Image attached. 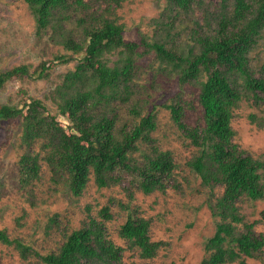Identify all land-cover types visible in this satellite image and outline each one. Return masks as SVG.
<instances>
[{
	"label": "trees",
	"instance_id": "1",
	"mask_svg": "<svg viewBox=\"0 0 264 264\" xmlns=\"http://www.w3.org/2000/svg\"><path fill=\"white\" fill-rule=\"evenodd\" d=\"M26 1L40 31L54 26L55 12L70 6L69 0ZM100 16L91 26L78 23L76 29H53L66 49L82 53L76 68L67 71L54 90L59 113L71 122L69 130L41 98H29L22 108L0 104V120L22 119L21 185L37 179L44 162L52 178L62 179L75 196L82 194L92 176L99 187L127 174L145 193L166 188L177 163L170 150L156 143V111L151 108L144 114L147 100L134 88L138 58L152 53L161 72L182 85L199 87L203 124H187L180 95L165 106L197 148L189 166L204 186L222 188L212 205L216 229L205 241L207 255L199 264H249L247 259L262 250L264 238L244 221L237 201L242 196H264V160L243 153L233 142L232 117L243 97L264 102V61L257 64L252 55L264 33V0H166L159 17L152 20L156 34L143 35L140 42L125 40L122 23ZM115 53L119 57L110 65L108 55ZM46 70L45 63L34 73L27 64L6 69L0 72V88L14 78H42ZM99 213L102 219L89 217L65 236L57 251L44 255L11 238L5 229H0V241L14 244L23 256L40 254L45 264H128L122 247L108 237L107 207ZM149 228L148 219L133 214L120 228L141 258L155 257L162 244L152 240Z\"/></svg>",
	"mask_w": 264,
	"mask_h": 264
},
{
	"label": "rangeland",
	"instance_id": "2",
	"mask_svg": "<svg viewBox=\"0 0 264 264\" xmlns=\"http://www.w3.org/2000/svg\"><path fill=\"white\" fill-rule=\"evenodd\" d=\"M71 1H68L70 6L55 12L54 26L40 31L37 17L26 0H0V72L20 64L29 65L31 73L39 71L43 63L48 67L42 78L34 75L7 81L0 88V104L22 108L29 98H41L68 130L71 122L59 113L54 90L62 83L65 73L76 68L82 53L66 49L62 38L53 33L54 27L69 30L76 29L78 23L91 26L102 14L123 24L125 40L140 42L143 35L152 38L156 34L152 20L159 17L166 3V0H84L83 6ZM79 31L78 28L74 32L79 34ZM138 50L142 52L143 46ZM252 55L257 64L264 61V33ZM118 57L116 53L108 55L110 65ZM138 64L136 95L147 100L144 114L151 108L156 111L158 125L153 136L160 148L173 153L177 163L174 179L162 191L145 193L127 174L103 187L92 176L82 194L75 196L62 179L52 178L43 162L39 177L23 186L19 166L23 153L22 119L0 120V229H5L11 238L21 239L41 255L54 252L65 236L89 217L102 219L99 211L107 207L108 237L122 247L125 263L199 264L207 255L205 241L214 234L218 220L212 205L222 188L212 190L204 186L189 166L197 148L175 125L165 106L171 98L180 95L187 124H203L199 87L182 85L176 77L161 72L152 53L138 58ZM232 126L233 142L240 150L254 159L264 160V102L244 97L237 101ZM237 205L244 221L253 224L254 233L264 238V196L258 199L242 196ZM130 214L150 221L152 240L162 242L155 257L141 258L138 248L120 234L121 225ZM40 254L23 256L14 244L0 241V264H45ZM256 255L247 262L264 264V246Z\"/></svg>",
	"mask_w": 264,
	"mask_h": 264
}]
</instances>
